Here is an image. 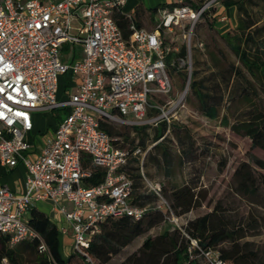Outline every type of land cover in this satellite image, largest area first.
Returning <instances> with one entry per match:
<instances>
[{"label": "built area", "instance_id": "obj_1", "mask_svg": "<svg viewBox=\"0 0 264 264\" xmlns=\"http://www.w3.org/2000/svg\"><path fill=\"white\" fill-rule=\"evenodd\" d=\"M126 1L0 0V163L20 164L27 171L23 192L0 185V234L8 237L10 248L37 239V251L52 258L25 218L31 207L48 202L65 220L57 227L61 241L69 239L70 252L81 255L85 264H95L87 249L102 223L122 215L139 220L149 209L133 203V181L125 169L131 156H140L141 164L144 150L137 146L130 152L117 146L119 137L101 129L100 123L169 126L184 93L168 105L152 103L172 89L166 64L171 49L162 33L182 27L187 51L195 23L220 0H177L158 9L152 29L130 22L127 39L114 17ZM76 43L83 45L80 55ZM65 44L70 47L68 58L60 57ZM188 55L189 51L178 64H185ZM68 71L79 84L58 98V75ZM62 109L66 113L54 132L32 155L26 138L33 126L32 113ZM98 172L101 179L92 183ZM151 187L161 196L159 183ZM158 208H164L165 219L188 238L191 259L231 264L217 248H203L190 237L166 201ZM0 264L10 262L3 257Z\"/></svg>", "mask_w": 264, "mask_h": 264}, {"label": "rangeland", "instance_id": "obj_2", "mask_svg": "<svg viewBox=\"0 0 264 264\" xmlns=\"http://www.w3.org/2000/svg\"><path fill=\"white\" fill-rule=\"evenodd\" d=\"M245 7L247 14L243 13L242 18L250 17L254 21L250 30L253 31L256 42L244 43V46L251 52H256L258 48L264 54V0H245ZM226 8L225 4L219 2L211 8L210 13L203 15L195 23L189 41L190 48L187 47V62L181 65L177 63V70L168 68L172 89L166 95H157L152 101L156 105L164 106L169 101H177L184 93L176 113L171 118V124L164 131V144L172 152L173 159H178L181 155L180 166L175 163L174 167L177 173L173 171L175 175L165 176L157 165H151L150 169L144 167L145 178L142 175L138 191L145 195L144 204L152 208L163 205V201L170 205L164 190L171 186L172 181L177 184L189 183L194 186L200 204L182 214H176L172 208L182 229H185L189 220L214 211L229 229L237 231L236 242L252 250L258 264H264V167L256 162V159L264 161V149L253 146L251 139L244 133L231 129L232 124L250 120L258 111L264 112V80L253 77L242 66L225 38L227 33L234 35L237 32L236 11L231 22L226 16V30L219 31L220 22L216 16H225ZM72 26L73 31H76L77 21H72ZM162 34L171 51H178L181 45L186 47L182 27H175L172 32L165 31ZM82 49V44H75L78 54H81ZM68 50L70 47L61 49L60 57L68 58ZM65 74V77L58 75L60 88L65 86L70 72ZM192 79L199 83L202 92L208 94V100L216 105L215 118L202 113L197 96L190 86ZM72 92L73 89L68 87L64 94ZM155 112L150 110V114ZM38 114L43 117V121L45 112ZM173 124L178 128L172 127ZM116 129L123 133V137H134L131 135V126H116ZM128 144L130 141L127 140L125 145ZM241 166L251 173L254 182V187H250L248 191L238 188L240 179L236 173ZM139 170L141 172V167ZM154 183L160 184L161 196L152 190ZM38 209L48 214L47 206L38 205ZM173 226L164 217L163 221L135 237L106 264L119 263L128 255L137 252L147 237L156 236L165 229L171 231ZM68 244V240L61 241L63 256L71 251ZM224 245L228 243L225 242ZM35 259L34 253L24 251L19 262L33 264Z\"/></svg>", "mask_w": 264, "mask_h": 264}, {"label": "trees", "instance_id": "obj_3", "mask_svg": "<svg viewBox=\"0 0 264 264\" xmlns=\"http://www.w3.org/2000/svg\"><path fill=\"white\" fill-rule=\"evenodd\" d=\"M220 2L227 7L234 6L238 16L237 32L234 35H228L227 33L225 36L230 48L236 54L242 66L253 77L264 80V54L258 48L256 52H251L244 46V43L256 42L254 33L250 30L254 21L250 17L249 19L242 18L243 13L247 14L245 0H220ZM208 13L210 11L204 15ZM114 17L123 37L127 39L130 35V18L122 12L115 13ZM137 26L139 27V25ZM67 48L68 45L66 44L62 47V49ZM186 55L187 51L184 45H181L178 51H170L166 57L167 69L177 70L176 64L178 60L185 59ZM173 60L174 63H172ZM190 86L197 96L202 113L210 118H215L217 116V107L208 100V94L199 89L200 85L195 79L190 80ZM166 126V122H160L159 127H154L152 138L156 139L162 136ZM172 127L178 128L174 124ZM100 128L107 131L110 135L119 137V140L116 142L117 146L125 148L130 152L137 146L145 147V139L149 137L146 127L136 129V135L132 138H128L125 135L123 137V133L112 124L101 122ZM134 128H137V126H134ZM231 129L235 132L244 133L251 139L253 146L264 149V112L258 111L253 115L252 119L232 124ZM136 137L138 138L137 142H135ZM127 140L130 141V144L126 146ZM164 142L165 137L162 143L160 142L153 147V152L150 151L148 153L147 159L154 165L159 166L165 176H172V174L175 175L177 173L174 169L175 165L178 164L180 166L181 164V155L178 159L176 157L174 160L172 152ZM129 162L130 164L126 166V172L133 181V203L138 206H146L144 204L145 195L138 191L142 178L139 170L140 166L138 161L134 164L136 162L134 156L129 158ZM256 162L261 167H264V161L256 159ZM173 171H175V174L172 173ZM236 174L240 179L238 183L240 190L248 191L250 187H254L252 175L249 171L242 169L241 166ZM101 176L102 172H98L91 179V182H98ZM171 181L172 179L168 182ZM170 185L167 190H164L165 196L176 214L188 212L200 204L197 201L194 186L187 182L177 184L176 181H172ZM164 215L165 209L156 206L149 208L139 220H134L127 215L109 218L102 223L101 231L92 237L87 252L95 259V264H106L113 256L117 255L125 246L131 243L135 237L163 221ZM28 223L44 240L52 258L37 251V239L28 240L10 248L7 245L8 237L0 234V259L6 257L10 264H20L22 252L29 251L36 255L33 264H85L81 255L73 252H70L66 257L62 255L60 234L55 223L50 220L47 214L36 207H31L28 210ZM184 230L190 237L197 239L203 248H217L221 258L231 264H258L255 261L254 252L236 242L237 231L229 229L222 218L217 216L214 211L204 213L189 220ZM225 242L228 245H224ZM117 264L201 263L197 259L190 258L188 253V238L180 229L175 227L171 231L165 229L156 236L147 237L137 252H133Z\"/></svg>", "mask_w": 264, "mask_h": 264}, {"label": "crops", "instance_id": "obj_4", "mask_svg": "<svg viewBox=\"0 0 264 264\" xmlns=\"http://www.w3.org/2000/svg\"><path fill=\"white\" fill-rule=\"evenodd\" d=\"M177 2V0H127L124 6L122 7L121 11L124 14H126L131 22L135 23L136 25H139V27H144L147 29H152L157 21V15H158V9L165 8V7H171ZM226 14L225 16H228L229 21L231 22L233 18H235L236 14V8L234 6H230L226 8ZM117 13V12H116ZM217 21L220 22L219 31L223 32L226 30V21L225 19H221V17H217ZM225 26V27H221ZM68 49V48H67ZM70 55V52L67 54ZM76 55V54H75ZM78 55V54H77ZM80 55V54H79ZM70 57V56H69ZM66 74H62V77H65ZM79 84V78L75 75H73L70 72V75L68 77L67 82L65 83V86L63 88H60L58 86L57 89V97L62 98L65 96V91L68 89V87H71L73 89V92L76 90L77 86ZM42 111H34L32 113V122L33 126L31 131H29L26 135L27 140L31 143L32 146V155H35L38 153V151L41 149V147L44 145L46 139L52 135L54 132V129L57 127L58 122L61 120V118L66 113V110H58V111H43L45 112L44 120L42 116H40L38 113ZM160 123L157 125L159 127ZM142 127H146L147 132H149V137L145 139L146 146L141 147L144 150L142 157L141 164L140 156H134L136 159V162L141 167V172L145 178L144 175V167L145 169H150L151 165H154L150 161H148L147 156L150 151L153 152V147L158 144L162 143L164 136V133L162 136L153 139L152 135L154 130L151 129V125H138L137 128H133V131L131 132V135L135 136L137 130ZM156 128V126H154ZM138 138H135V142H137ZM130 162L126 164L129 165ZM133 164V163H132ZM125 166V169H126ZM26 177H27V171L24 168L23 165H17L15 167H9L7 165H4L0 163V185H6L10 189L17 191V192H23L25 189V183H26ZM38 205H43L48 207V216L52 222L55 223L56 227L59 225H64L65 220L63 216L60 213H56L50 208V204L48 202H39L35 207L38 209ZM28 215V211L26 213ZM25 214V216H26ZM28 219V217H25ZM69 230V234H70ZM68 242H70L69 239ZM62 253V252H61ZM66 257V256H64Z\"/></svg>", "mask_w": 264, "mask_h": 264}]
</instances>
